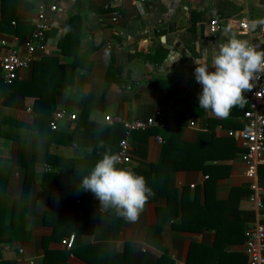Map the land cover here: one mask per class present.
<instances>
[{"label": "crops", "instance_id": "0c3cea01", "mask_svg": "<svg viewBox=\"0 0 264 264\" xmlns=\"http://www.w3.org/2000/svg\"><path fill=\"white\" fill-rule=\"evenodd\" d=\"M41 15L52 27L45 49L10 88L0 77V261L28 264L22 249L37 264H246L247 233L264 226V209L248 198L242 149L227 131L246 129L248 102L227 119L200 109L194 69L233 36L264 50V0H0V44L25 56ZM158 110V125L133 132L130 162L117 166L155 193L128 221L83 191L82 177L124 138L105 116L144 121ZM56 111L77 121L66 117L50 132ZM257 173L264 203V161Z\"/></svg>", "mask_w": 264, "mask_h": 264}, {"label": "clouds", "instance_id": "9594fccd", "mask_svg": "<svg viewBox=\"0 0 264 264\" xmlns=\"http://www.w3.org/2000/svg\"><path fill=\"white\" fill-rule=\"evenodd\" d=\"M195 62V80L202 86L199 108L219 119H227L235 107L243 108L248 102L245 93L264 77V50L235 36L219 45L210 65ZM119 163L118 154L105 153L82 177L80 188L94 194L105 209L111 207L118 216L134 222L155 193L143 175L117 167Z\"/></svg>", "mask_w": 264, "mask_h": 264}, {"label": "built area", "instance_id": "2783aa9c", "mask_svg": "<svg viewBox=\"0 0 264 264\" xmlns=\"http://www.w3.org/2000/svg\"><path fill=\"white\" fill-rule=\"evenodd\" d=\"M139 1L144 2L145 0ZM50 9L51 11H56L55 6H52ZM218 28V21L212 20L209 24L210 33L215 35ZM51 29L50 23L41 15L34 24L31 34L23 40L26 49V54L23 57L18 56L17 51L11 46L5 43L0 44L4 50L3 53H0V77L4 84H13L17 71L28 69L31 66L35 52L45 49L48 33ZM240 29L242 31L249 30L248 23H241ZM261 33L264 34V24L261 26ZM246 94L248 97V109L243 114V120L247 127L244 130H228L227 136L236 140L239 147L242 149L240 158L244 166V176L249 191L248 198L255 205L257 210H263L264 203L261 196L262 188L259 185L257 170L259 164L264 161V115L261 113L264 109V77H261V79L256 82L255 87ZM1 106L0 100V111ZM66 117L71 121L76 119L74 114L66 116L63 112H54L49 121V129L51 131L57 130L58 123ZM161 117L162 112L159 110L144 121H127L118 116L104 117L103 122L106 125L113 127L116 124H120L123 128L124 138L120 140L116 152V154L120 156V163L117 166L126 165L130 162L129 136L133 132L145 131L151 127L157 126L158 120ZM157 141L163 143L160 138H157ZM45 170L49 171V167H45ZM73 244L74 237L72 236L63 242V246H65L67 250H70ZM9 248L8 246L5 247V250H9ZM18 252L19 261H26L28 264H37L39 261L36 258H22V249H19ZM243 253L247 259L246 264H264V226L262 224L259 223L247 233Z\"/></svg>", "mask_w": 264, "mask_h": 264}, {"label": "trees", "instance_id": "16d2710c", "mask_svg": "<svg viewBox=\"0 0 264 264\" xmlns=\"http://www.w3.org/2000/svg\"><path fill=\"white\" fill-rule=\"evenodd\" d=\"M7 25H10V23H7ZM15 30V29H14ZM33 30V29H32ZM32 30H31V32H32ZM31 32H30V34H31ZM4 84V83H3ZM7 88H10L11 86H12V84L11 85H6V84H4ZM86 110V109H85ZM84 110V111H85ZM83 111V112H84ZM50 118H51V115H50ZM38 120H40V119H38ZM49 121H50V119H49ZM49 121L47 122V124L49 125ZM76 121H77V119H76ZM81 121H82V119H81ZM80 122V121H79ZM80 125H81V123H78L77 122V127H76V130H78L79 128H80ZM49 127V126H48ZM50 130V129H49ZM50 132H53V131H51L50 130ZM28 142H29V139H25V140H23V143H24V146H26L27 144H28ZM167 143H168V145H169V148H168V151H167V154H166V156H165V158L163 159V162H162V166H167V164H168V160H171V159H169L168 158V155H169V152H170V143H171V141H170V139H167ZM77 164H79V165H77ZM82 163H75V162H70L69 163V166L70 167H72V168H74V170L75 171H78V170H82L83 171V173H85L86 172V169H87V164H83V165H81ZM69 168V167H68ZM32 174H33V172L31 171V172H28L27 173V178H26V181H25V184L26 185H28V183L30 182V181H32L31 180V177H32ZM36 177L35 178H37L38 180L40 179V178H43V179H46V180H52V179H56V180H59L60 181V178L61 177H65V178H69V175H67L66 173H63L61 176H58V175H51V174H48V173H40V174H37V175H35ZM63 177V178H64ZM28 189V187H26L25 188V194H26V190ZM44 259H45V256H44V258H43V260H42V262H44ZM0 264H11L10 262H4V261H0Z\"/></svg>", "mask_w": 264, "mask_h": 264}]
</instances>
